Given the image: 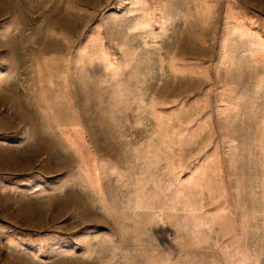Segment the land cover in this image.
Returning a JSON list of instances; mask_svg holds the SVG:
<instances>
[{"label":"rangeland","instance_id":"obj_1","mask_svg":"<svg viewBox=\"0 0 264 264\" xmlns=\"http://www.w3.org/2000/svg\"><path fill=\"white\" fill-rule=\"evenodd\" d=\"M0 264H264V0H0Z\"/></svg>","mask_w":264,"mask_h":264}]
</instances>
